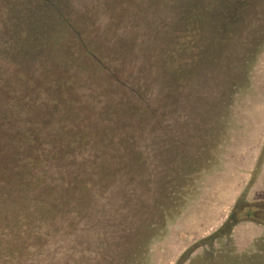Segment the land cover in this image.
Instances as JSON below:
<instances>
[{"label":"trees","instance_id":"obj_1","mask_svg":"<svg viewBox=\"0 0 264 264\" xmlns=\"http://www.w3.org/2000/svg\"><path fill=\"white\" fill-rule=\"evenodd\" d=\"M0 8V264H146L223 136L264 43V0ZM258 162L174 264H264V234L243 254L230 240L241 221L264 226V202L245 201Z\"/></svg>","mask_w":264,"mask_h":264},{"label":"rangeland","instance_id":"obj_2","mask_svg":"<svg viewBox=\"0 0 264 264\" xmlns=\"http://www.w3.org/2000/svg\"><path fill=\"white\" fill-rule=\"evenodd\" d=\"M90 10L95 12V7ZM243 80L242 87L235 89L232 96L223 136L213 158L197 176L192 194L186 197L177 217L168 221L163 234L149 243L146 264H174L188 246L217 228L246 186L258 160V171L245 201L264 202V43ZM263 234L262 224L239 222L230 233L234 252L252 251L254 241ZM212 248L221 252L225 249L220 242ZM203 250L207 247L196 249L190 257L200 256Z\"/></svg>","mask_w":264,"mask_h":264},{"label":"crops","instance_id":"obj_3","mask_svg":"<svg viewBox=\"0 0 264 264\" xmlns=\"http://www.w3.org/2000/svg\"><path fill=\"white\" fill-rule=\"evenodd\" d=\"M235 196V193L232 195V198ZM231 202H232V199H231Z\"/></svg>","mask_w":264,"mask_h":264}]
</instances>
